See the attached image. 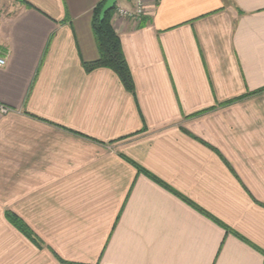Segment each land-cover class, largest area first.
<instances>
[{
	"label": "crops",
	"instance_id": "obj_1",
	"mask_svg": "<svg viewBox=\"0 0 264 264\" xmlns=\"http://www.w3.org/2000/svg\"><path fill=\"white\" fill-rule=\"evenodd\" d=\"M100 1L0 0V264H264V0L114 12L132 92Z\"/></svg>",
	"mask_w": 264,
	"mask_h": 264
},
{
	"label": "trees",
	"instance_id": "obj_2",
	"mask_svg": "<svg viewBox=\"0 0 264 264\" xmlns=\"http://www.w3.org/2000/svg\"><path fill=\"white\" fill-rule=\"evenodd\" d=\"M24 2V0H22ZM106 0H101L92 11L91 28L95 38L98 50V58L92 63L85 64L87 70L94 68H107L113 71L123 84V86L132 92L131 76L121 50L119 37L111 24L112 15L115 7L107 11L102 20L99 19V13ZM27 4L26 2H24ZM12 224L23 234L29 237L33 242L35 240L28 234L24 225L15 217H9Z\"/></svg>",
	"mask_w": 264,
	"mask_h": 264
},
{
	"label": "built area",
	"instance_id": "obj_3",
	"mask_svg": "<svg viewBox=\"0 0 264 264\" xmlns=\"http://www.w3.org/2000/svg\"><path fill=\"white\" fill-rule=\"evenodd\" d=\"M132 8H124L121 6H115V15L124 20L139 21L143 18L147 10L148 0H132ZM5 65V56L0 53V67ZM8 108L0 105V114H6Z\"/></svg>",
	"mask_w": 264,
	"mask_h": 264
},
{
	"label": "water",
	"instance_id": "obj_4",
	"mask_svg": "<svg viewBox=\"0 0 264 264\" xmlns=\"http://www.w3.org/2000/svg\"><path fill=\"white\" fill-rule=\"evenodd\" d=\"M117 0H106L104 5L102 6L100 13H99V19L102 20L104 18V15L107 11H110L114 8Z\"/></svg>",
	"mask_w": 264,
	"mask_h": 264
},
{
	"label": "rangeland",
	"instance_id": "obj_5",
	"mask_svg": "<svg viewBox=\"0 0 264 264\" xmlns=\"http://www.w3.org/2000/svg\"><path fill=\"white\" fill-rule=\"evenodd\" d=\"M119 2H120V1H119ZM119 2H118V3H119Z\"/></svg>",
	"mask_w": 264,
	"mask_h": 264
}]
</instances>
